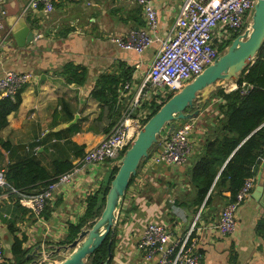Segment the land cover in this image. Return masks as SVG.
Returning <instances> with one entry per match:
<instances>
[{
	"label": "crops",
	"instance_id": "0c3cea01",
	"mask_svg": "<svg viewBox=\"0 0 264 264\" xmlns=\"http://www.w3.org/2000/svg\"><path fill=\"white\" fill-rule=\"evenodd\" d=\"M27 2L0 0V77L7 70L32 73L30 82L21 92L19 109L8 115V124L0 131V138L9 142L6 147L0 141V168L6 171L8 165L31 156L53 177L63 167H58L57 161L68 160L73 165L106 137L128 108L133 117L144 119L152 115L153 105L167 99L165 93L149 90L147 72L184 0H151L157 11L159 31L156 41L142 54L122 49L111 40L114 36L126 35L132 28L146 26L147 18L139 3L53 0L54 10L50 13L43 9L24 13ZM18 13L24 14L36 38L35 43L24 48H19L15 40L9 38L8 18ZM69 67L77 71V78L84 73V80L74 79ZM104 73L121 81L112 107L91 95ZM125 78L129 79L122 81ZM127 82L131 85L125 89ZM227 87L221 82L207 97H200L199 113L191 118L195 124L190 134L193 152L186 163L155 162L153 157L164 145L161 141L140 164L115 227L111 264H158L159 255L146 260L139 247L146 226L149 223L165 225L172 241L176 242L185 236L196 217L193 238L202 256L200 264H264V155L252 176L254 187L250 195L236 210L234 233L226 236L216 227L230 199L229 191L223 193L226 197L216 202L212 210L202 205L195 212L187 203L192 189L191 167L201 157L205 139L223 117L219 108L223 98L217 91L222 88L228 93ZM99 116L100 123H96ZM74 119L70 126L57 128ZM114 165L117 163L94 164L73 181L59 186L40 216L18 203L19 196L3 187L0 236L5 247L4 259H12V245L17 237L25 239L23 247L27 253L37 245L46 250L71 242L74 238L68 237L70 226L84 221L90 197L99 195L100 200ZM259 184L263 185L262 193L258 192ZM83 224L82 227L91 226L92 222L86 220ZM61 258L59 252L52 261Z\"/></svg>",
	"mask_w": 264,
	"mask_h": 264
},
{
	"label": "built area",
	"instance_id": "2783aa9c",
	"mask_svg": "<svg viewBox=\"0 0 264 264\" xmlns=\"http://www.w3.org/2000/svg\"><path fill=\"white\" fill-rule=\"evenodd\" d=\"M130 1L139 3L143 7L147 24L143 28H132L126 35L114 36L111 40L122 49L142 54L156 41L159 31L157 11L151 4V0ZM256 2L257 0H184L168 36L162 40L161 47L148 68L149 90L165 93L168 99L184 84L202 73L218 55L226 50L234 37L243 33L251 19ZM37 9L50 13L54 10V2L53 0H28L23 7V12ZM9 35L10 38V31ZM215 40L224 45V50L217 47ZM31 76L30 72L7 70L0 77V97H9L14 100L30 82ZM237 81H222V83L228 85L227 89L230 91L241 86L244 94L252 87L246 82L239 85ZM130 85L131 83L127 82L124 88L128 89ZM148 118V115L144 119L133 117L131 109L128 108L106 137L79 157L70 169L59 174L37 192H26L13 187L12 192L18 194L19 202L24 207L38 216L42 215L59 186L73 181L94 164L103 162L118 164L119 158ZM194 127L193 119L180 122L174 132L163 140L164 145L153 160L157 163L174 165L186 163L193 152L190 134ZM33 151L35 152L34 149ZM0 186H10L3 168H0ZM253 187L254 179L249 177L237 193L235 200L222 209L216 227L223 235H230L236 230V210L239 204L250 195ZM197 219L196 217L185 236L176 242L172 241L171 234L165 225L149 223L139 240L143 257L146 260H152L159 255L158 264H200L202 256L196 250L193 238ZM4 254V242L0 236L1 262L4 260Z\"/></svg>",
	"mask_w": 264,
	"mask_h": 264
},
{
	"label": "trees",
	"instance_id": "16d2710c",
	"mask_svg": "<svg viewBox=\"0 0 264 264\" xmlns=\"http://www.w3.org/2000/svg\"><path fill=\"white\" fill-rule=\"evenodd\" d=\"M215 42L220 50L224 48L223 44L217 40ZM69 69L75 75L74 79L84 80V73L81 75L82 77L79 74L77 78V71L73 67H69ZM126 79L129 78L122 81ZM120 82L119 78L112 74L104 73L97 80L91 95L99 102H105L112 107L117 100ZM238 82L239 85L246 82L252 87L245 94L242 93L241 86L228 93L222 88L217 91V94L223 98L219 104L223 117L218 127L205 139L201 157L190 170L192 189L191 194L188 193L190 197L187 203H190L195 212L202 205H204V209L212 210L216 202L226 197L223 194L225 191L231 193L226 205L234 201L246 179L255 174L260 159L264 155V45L254 63L243 70ZM20 95L21 93L14 100L9 97H0V131L8 124V115L19 109ZM162 104L153 105L151 114L153 115ZM95 122L100 123V116ZM0 141L3 146L8 147L9 142H4L1 138ZM57 165L58 167L63 165V167L58 169L53 177L45 172V168L35 157L30 156L8 165L5 171L10 185L8 190L12 191L13 187L26 192H37L59 174L72 167V163L68 160L60 163L57 161ZM117 170L118 166L114 165L100 200L98 199L99 195L90 197L87 212L83 217L84 221L70 226L68 234L70 240L76 237L86 220H91L93 223L101 214L110 181ZM32 175L34 176L30 178ZM2 189L3 187L0 186V191ZM12 193L18 198L17 193ZM17 201L19 203V200ZM24 240L17 237L12 245V259L5 258L0 264H23L27 253L23 247ZM109 241L110 236L89 257L88 263L103 264L106 261ZM111 248L114 254L115 236ZM112 260L113 256L108 264H111Z\"/></svg>",
	"mask_w": 264,
	"mask_h": 264
},
{
	"label": "water",
	"instance_id": "95a60500",
	"mask_svg": "<svg viewBox=\"0 0 264 264\" xmlns=\"http://www.w3.org/2000/svg\"><path fill=\"white\" fill-rule=\"evenodd\" d=\"M1 8L3 9V6ZM8 21L11 38L15 40L19 48L36 42L35 33L24 14H14L8 18ZM263 45L264 0H257L251 19L243 33L236 36L226 50L218 55L202 73L171 95L148 118L129 147L125 149L118 160V170L110 181L104 208L91 226H83L77 237L69 243L53 245L46 250L38 245L35 246L31 252L26 253L23 264H90L89 257L110 236L108 257L103 263L108 264L113 256L111 243L118 217L131 179L136 175L140 164L150 157L153 146L166 140L180 122L198 115L200 97H207L214 86L222 81H237L243 70L257 59ZM75 121L76 119L57 128L68 127ZM258 192H263L262 184H259ZM59 252L62 258L52 261V257Z\"/></svg>",
	"mask_w": 264,
	"mask_h": 264
},
{
	"label": "rangeland",
	"instance_id": "374dc122",
	"mask_svg": "<svg viewBox=\"0 0 264 264\" xmlns=\"http://www.w3.org/2000/svg\"><path fill=\"white\" fill-rule=\"evenodd\" d=\"M228 44H229V42L227 43V45H228ZM227 45H226V46H227ZM223 50H224V49H223ZM224 51H225V50H224ZM111 174H112V173L110 172V173H109V176H111ZM108 181H109V179H108V177H107L106 182H108Z\"/></svg>",
	"mask_w": 264,
	"mask_h": 264
}]
</instances>
